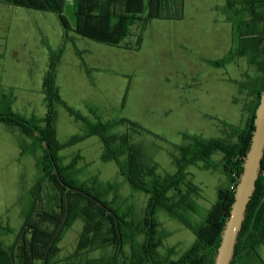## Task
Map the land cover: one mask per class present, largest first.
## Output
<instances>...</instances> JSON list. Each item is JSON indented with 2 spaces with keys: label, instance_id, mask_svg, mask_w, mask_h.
<instances>
[{
  "label": "rangeland",
  "instance_id": "1",
  "mask_svg": "<svg viewBox=\"0 0 264 264\" xmlns=\"http://www.w3.org/2000/svg\"><path fill=\"white\" fill-rule=\"evenodd\" d=\"M243 1L230 0L229 5V0H185L180 19L154 20L145 29L144 21H131V33L124 45L136 46L140 37L142 43L139 50H128L74 32L69 33L71 41L67 42L56 14L13 6L7 10L0 0V31L6 27L10 30L9 39L0 43L4 47L0 51L4 56L0 60V110L9 109L28 120H43L48 111L43 82L53 57L56 87L63 103L55 107L60 143L85 132V124L77 122L69 111L93 123L98 119L103 123L135 122L149 133L137 135L128 126L118 125L110 134L133 135L144 165L156 166L160 176L175 174L179 148L188 146L190 137L236 141L229 126L244 129L256 104L251 88L263 77L256 65L240 56L222 68L212 64L231 52H240L243 40L237 38L232 14ZM74 3L67 0L64 9L72 28L76 24ZM22 142L30 144L31 140L19 128L0 124V223L16 232L4 238L7 246L15 242L23 226L22 210L27 208L41 176L32 156L17 153V144ZM103 152L100 138L92 137L59 155L65 166L76 163L74 174L80 182L99 188L111 185L105 199L119 215L141 218L149 196L134 191L114 161L102 160ZM188 172L201 193L193 196L197 214L186 216L193 222H203L217 203L219 190L228 184L224 156L217 153L211 167L199 163ZM44 188L48 195V183ZM156 218L159 229L167 235L159 252L166 256L175 248L177 255L173 258L177 260L191 248L196 235L165 211L159 210ZM85 223L78 219L66 231L57 261L75 252ZM126 251L130 252L128 246ZM113 253L114 249L107 248L83 258ZM260 254L264 260V244ZM248 264L261 263L253 260Z\"/></svg>",
  "mask_w": 264,
  "mask_h": 264
},
{
  "label": "trees",
  "instance_id": "2",
  "mask_svg": "<svg viewBox=\"0 0 264 264\" xmlns=\"http://www.w3.org/2000/svg\"><path fill=\"white\" fill-rule=\"evenodd\" d=\"M66 1L4 0L13 7L56 14L64 27L67 42L71 41L69 33L74 32L94 42L128 50H139L142 43L140 37L136 46L124 45V40L131 33V21H144L145 29L154 20L182 18L185 7V0H75L76 24L72 28L64 15ZM239 8L232 15L237 38L243 40L240 52H231L226 58L212 64L222 68L232 62L234 57L240 56L256 65L263 75L251 88L256 96V104L251 109L244 129L229 126L234 131L236 141L190 137L191 143L179 148L180 154L175 158V174L160 176L156 166L144 165L141 162V150L134 143L133 135L110 134L118 125L128 126L137 135L149 133L135 122L121 120L119 123H103L98 119L93 123L80 113L69 111L77 122L85 124V132L73 136L64 144L60 143L57 139L55 107L63 103L56 87L53 57L43 82L44 102L48 110L46 117L43 120H28L13 114L9 109L0 110V123L19 128L31 140L30 144L20 146L21 155L35 157L41 173L30 193V202L22 212L24 223L13 244L7 246L4 238L16 232L0 223V264H34L35 261L43 264H214L243 173L245 157L251 146L256 111L264 90V0H244ZM92 114L96 116V112ZM92 137H99L104 145L102 160L114 161L130 187L149 196L141 218L127 213L119 215L118 210L105 199L111 185L101 188L95 184L89 186L75 178L74 161L70 166L63 164L64 159L59 155L61 151ZM217 153L224 156L228 184L219 190L218 201L207 218L203 222H193L186 214H197L193 196L199 197L201 190L190 178L188 169L199 163L211 167L212 158ZM45 183L49 186L48 195ZM159 210L167 212L196 235L191 248L177 260L173 258L177 255L175 248L169 249L166 256L159 252L167 238L166 232L159 229L160 223L156 218ZM78 219L86 223L76 250L72 255L57 261L62 239ZM140 237H144V240L141 241ZM263 244L264 159L232 264L240 259L243 264L253 260L264 264L260 254ZM127 246L130 248L129 253L126 251ZM107 248L114 249L113 255L83 258Z\"/></svg>",
  "mask_w": 264,
  "mask_h": 264
},
{
  "label": "water",
  "instance_id": "3",
  "mask_svg": "<svg viewBox=\"0 0 264 264\" xmlns=\"http://www.w3.org/2000/svg\"><path fill=\"white\" fill-rule=\"evenodd\" d=\"M254 123L255 130L251 146L245 157L243 173L236 188L234 203L222 234V241L214 264H232L248 206L257 189V181L264 159V90L261 94Z\"/></svg>",
  "mask_w": 264,
  "mask_h": 264
},
{
  "label": "crops",
  "instance_id": "4",
  "mask_svg": "<svg viewBox=\"0 0 264 264\" xmlns=\"http://www.w3.org/2000/svg\"><path fill=\"white\" fill-rule=\"evenodd\" d=\"M3 3H0V5H2ZM5 6H7L6 8H7V10H10V8H12V6H10V5H7V4H4ZM17 8V7H16ZM0 36H1V38H0V43L1 44H4V42L6 41V40H8L9 39V36H10V30H9V28L8 27H6V28H3L1 31H0ZM234 38V37H233ZM4 49V47L3 46H0V51H2ZM229 55V54H228ZM0 60L4 57L3 56V54H0ZM0 124H2V123H0ZM27 145L28 143H18L17 144V149H18V154L19 155H21V150H20V146L21 145ZM22 156V155H21ZM24 156H30V155H24ZM33 157V156H32ZM34 158V160H35V162H36V165H37V159L35 158V157H33ZM24 210V209H23ZM23 210H22V212H23ZM22 216H23V213H22ZM236 264H243V260H238L237 261V263Z\"/></svg>",
  "mask_w": 264,
  "mask_h": 264
},
{
  "label": "built area",
  "instance_id": "5",
  "mask_svg": "<svg viewBox=\"0 0 264 264\" xmlns=\"http://www.w3.org/2000/svg\"><path fill=\"white\" fill-rule=\"evenodd\" d=\"M232 189H233V187H232Z\"/></svg>",
  "mask_w": 264,
  "mask_h": 264
}]
</instances>
